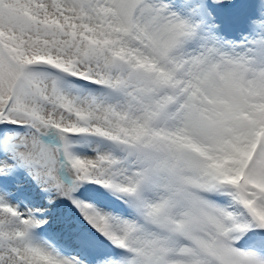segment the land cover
Here are the masks:
<instances>
[{
	"label": "snow or ice",
	"instance_id": "obj_1",
	"mask_svg": "<svg viewBox=\"0 0 264 264\" xmlns=\"http://www.w3.org/2000/svg\"><path fill=\"white\" fill-rule=\"evenodd\" d=\"M0 264H264V0H0Z\"/></svg>",
	"mask_w": 264,
	"mask_h": 264
}]
</instances>
